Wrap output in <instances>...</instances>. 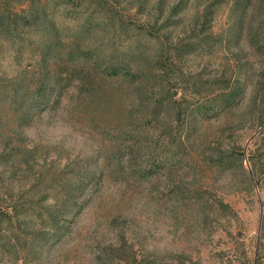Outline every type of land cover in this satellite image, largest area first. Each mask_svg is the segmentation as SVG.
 Returning <instances> with one entry per match:
<instances>
[{"label":"rangeland","instance_id":"1","mask_svg":"<svg viewBox=\"0 0 264 264\" xmlns=\"http://www.w3.org/2000/svg\"><path fill=\"white\" fill-rule=\"evenodd\" d=\"M80 1L71 17L53 18L55 50L92 52L96 62L78 67L92 92L66 85L60 104L27 122L24 108L0 100V154L19 155L0 166V211L40 195L42 175L68 179L86 164L100 188L80 195L85 206L62 220L60 241L34 243L37 224L3 225L0 264H264V49L253 44L264 40V0L244 15L235 0H100L123 33L89 31L98 7ZM206 8L211 36L184 37ZM168 17L175 24L159 31ZM181 36L197 47L177 57L170 44ZM25 37L0 36V83L31 95L53 39ZM98 50L143 79L105 78Z\"/></svg>","mask_w":264,"mask_h":264},{"label":"trees","instance_id":"2","mask_svg":"<svg viewBox=\"0 0 264 264\" xmlns=\"http://www.w3.org/2000/svg\"><path fill=\"white\" fill-rule=\"evenodd\" d=\"M254 0H235V13L244 15V10L250 6ZM262 1V0H259ZM90 4L98 7V15L91 21L89 31H111L123 33L126 27L122 22L118 21L115 13L102 6L100 0H89ZM82 6L80 0H0V36L10 42L26 43L27 38L25 33L29 30H40L46 33L49 43L46 44L41 53V62L44 68H41V75L36 82V88L30 95L21 84H5L0 83V100L10 101L15 108L25 109V119L28 121L32 116H35L40 111L46 108L52 102L60 104L63 97V88L66 85H71L73 82L77 84V90L80 93H90L88 83L84 79L82 73L78 71V67L89 65L92 59V52H84L80 49V45L73 46L69 53L63 55L55 48L61 45L59 37L60 31L55 27L54 17L57 15L71 17V10H77ZM262 10V8H259ZM175 10V12H172ZM170 16H176V7L172 8ZM95 13V11H94ZM209 9L206 8L202 14L203 23L198 29L197 22L194 21L191 26L184 30V37L193 39L200 34L202 37H210L207 25L210 23ZM241 15V16H242ZM171 18H166L160 30L169 29L176 21L171 22ZM51 37V38H50ZM179 37L173 41L170 47L174 50L177 57L190 54L195 51L197 45L194 42H186L185 39ZM253 38H256L254 36ZM205 39V38H204ZM253 44L262 45L264 49V40L253 41ZM162 50V49H161ZM264 51V50H263ZM96 59H100L104 64L102 76L107 79H123L128 82L140 81L142 76L124 62L120 61L116 52L97 51ZM53 56L56 68L48 69V58ZM157 56H159L157 54ZM66 57V58H65ZM67 77V78H66ZM151 81V80H150ZM167 98L159 104L161 107L167 105ZM19 158L16 152H2L0 154V166L13 165L15 166ZM46 183V184H45ZM101 177L95 168H90L89 164L80 166L71 178H54L47 180L43 175L33 182V187L43 186L44 190L40 195H33L26 202L18 204V201L9 206V212L0 211V229L3 225L8 226L17 220L23 226L29 227L30 224L40 225L41 231H37L33 236L34 243L37 242L42 245L44 242L51 240L60 241L67 235L68 229H65L63 219L67 216H72L75 219L81 212L84 204H80L79 197L85 191L98 190L100 188ZM24 193H29L24 192ZM23 194V193H22ZM36 198V199H35ZM63 223V224H62ZM16 240V236H14ZM10 240V238H9ZM2 242L0 241V244Z\"/></svg>","mask_w":264,"mask_h":264}]
</instances>
